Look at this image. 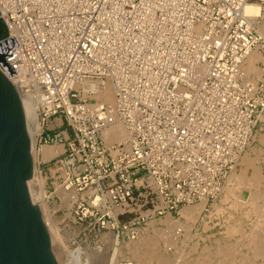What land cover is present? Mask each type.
Here are the masks:
<instances>
[{
  "label": "built area",
  "instance_id": "2783aa9c",
  "mask_svg": "<svg viewBox=\"0 0 264 264\" xmlns=\"http://www.w3.org/2000/svg\"><path fill=\"white\" fill-rule=\"evenodd\" d=\"M0 14L17 43L0 70L37 145L63 144L46 163L80 219L135 237L220 196L264 116V62L244 68L264 53V0H0ZM115 123L125 137L107 143Z\"/></svg>",
  "mask_w": 264,
  "mask_h": 264
},
{
  "label": "rangeland",
  "instance_id": "374dc122",
  "mask_svg": "<svg viewBox=\"0 0 264 264\" xmlns=\"http://www.w3.org/2000/svg\"><path fill=\"white\" fill-rule=\"evenodd\" d=\"M262 62L263 61H260L258 63ZM261 120L262 121L258 123V126L256 128L252 143L246 149V154L244 153L242 155V157L246 155L245 157L254 158V150L258 149L261 151L259 159L254 164V170L251 171L249 167L243 165L241 159L233 169L238 172H243L244 174H246V176H250L251 171V183L253 187L251 186V183H245L243 185L232 183L226 184V179L222 187H225V185H232L231 187H235L236 189L237 187H239L237 189L238 191L236 190V196L229 197L230 199L225 198V191L224 189H222L223 193L221 192L220 196L215 201L209 202L206 206L204 204V208L208 209V211L204 208L202 209L200 216L193 223V227L190 231H187L185 229V227L187 228V226L182 227L179 231V234L176 236L177 240L172 243L173 245H169V243L165 240H162L164 243L162 241L160 242V249L157 254L161 253L160 255L163 257L155 254L153 255V253H151L152 251L149 245H141L135 250H131L129 248V244L135 242L134 240L138 241L139 239H141V236L143 237L146 234L153 233V226L151 223L152 221L148 222L147 225L141 228L139 234L135 237H131L126 233L119 234L117 236V247L118 249H121L119 250L116 258V264H158L161 260H163V262H160L161 264H164L166 261L167 264H264V253L262 252V254H260L261 251H264V248L261 247V249H258V251H260L256 254L259 255H255L254 253L256 249L255 245L257 244L256 242L254 243V234H259L258 239L264 240V220L262 217L260 218V212H258V206L262 204L263 199L261 200V198L264 196V141L261 139L262 136H264V117H262ZM65 129H67V125L64 122L61 128H56L50 131V134H58L60 131H64ZM46 132L47 131L44 128L43 136L46 134ZM41 145H43V140L39 142V145H37V142H35V145H33V148L35 150L38 149L36 155V165L39 172L38 182L40 184V189L38 191L40 194V199L43 198V202L46 201L49 219L51 220V222H53V225L55 223V226L57 227L58 232L61 235V245H59L58 243L54 250L56 259L60 264H113L110 258V254L112 251L111 249L115 236L105 232L104 234L99 233L98 227L100 225V221H98L97 218L80 219V215L76 214L75 212L76 208L73 203L70 208L66 206V203L63 199H61L62 197L57 192L58 187L60 186L52 183L53 168L50 167L49 164L46 163L47 160H44L42 158V155H40L41 152L39 151V149L41 148ZM53 145L61 144L56 143ZM42 178L45 179V182L41 185ZM256 178L259 179V184L256 183ZM30 184L34 190L36 187H38L37 183L32 184L31 182ZM247 184H249L250 186ZM255 190H258L259 193ZM253 192H256V194H254ZM255 195H260L261 197L259 196L257 200H252ZM234 197H236V199ZM221 200L225 201L223 202ZM249 200L251 201V203ZM250 204H253L252 207ZM214 206L222 208L220 209V211L217 210L218 212H215L216 210H214ZM257 216H259L260 220ZM164 218L162 217V219ZM172 218L180 219L183 223L185 221V219L181 216L180 211L173 214ZM160 219L155 220V227L158 230L164 232L168 231L166 233L170 235L172 233L171 230H169L170 228L167 229L166 224L163 223L162 219ZM257 219L258 222L256 221ZM254 223L256 224V226ZM235 224L237 225L234 226ZM232 226H234L235 229H231L230 227ZM185 231H187L189 234H186ZM252 234L253 236L251 238ZM165 243L168 245H166ZM261 244H264L263 241H261ZM216 248L219 250H217ZM134 251L136 252V254H134ZM227 252L229 253V255L227 254ZM155 257H157L158 259ZM169 258L170 260H168ZM245 259H247L246 262ZM249 260L251 261L250 263Z\"/></svg>",
  "mask_w": 264,
  "mask_h": 264
},
{
  "label": "water",
  "instance_id": "95a60500",
  "mask_svg": "<svg viewBox=\"0 0 264 264\" xmlns=\"http://www.w3.org/2000/svg\"><path fill=\"white\" fill-rule=\"evenodd\" d=\"M7 36L0 14V62L17 45ZM35 168L22 100L0 70V264H60L48 226L30 195L28 182Z\"/></svg>",
  "mask_w": 264,
  "mask_h": 264
},
{
  "label": "bare ground",
  "instance_id": "6f19581e",
  "mask_svg": "<svg viewBox=\"0 0 264 264\" xmlns=\"http://www.w3.org/2000/svg\"><path fill=\"white\" fill-rule=\"evenodd\" d=\"M259 11V9L255 6H247L246 7V12L248 13H257ZM257 61H263L264 62V54L259 52L258 50H254L252 52H250L245 64H244V68L246 69L247 73L248 74H251V75H259L260 73V70L259 68L255 65V62ZM105 100L107 101H112V94L111 93H105L103 96H102ZM23 102V105H24V111H25V114H26V121H27V128H28V132H29V135H30V139H31V144H32V156H33V159H34V162L36 164V155H37V152H38V149H34L33 148V145H35V142H37L38 140V136L41 132V126L42 125H39L41 124L38 120V117H37V114L31 109V106H29V104L27 102H25L24 100H22ZM264 117V116H263ZM29 122V123H28ZM125 137V129L124 127L120 124V123H115L113 124L111 127L107 128L104 130V139L107 143H110V142H114V141H121L122 139H124ZM263 141H264V136H262L261 138ZM35 140V141H34ZM60 144V143H59ZM62 145V146H61ZM61 145H53V144H44L42 146H40L41 148L39 149V151L41 152L40 155H42V158L44 160H48L50 159L51 157L61 153L63 151V144ZM255 148V147H254ZM255 152V157L254 158H249V157H242L241 160H242V164L245 165L246 167H249L250 170H254L253 167H254V164L255 162L259 159L260 155H261V151L256 149L254 150ZM246 154V153H245ZM241 162V161H240ZM258 163V162H257ZM256 168V167H255ZM259 170V169H258ZM251 171H250V176H246V174H244L243 172H238V171H235L233 170L229 176L227 177V181H226V184H245V183H251ZM261 178V177H260ZM38 179H39V172L37 170V165H36V168H35V175H34V178L31 179L29 182H28V187H29V190H30V195H31V198H32V201L36 204V206L39 208L40 210V213L42 214V217L43 219L45 220L47 226H48V229L50 231V234H51V237H52V241H53V252L56 248V245H61L60 243V239H61V235L59 234L58 232V229L57 227L55 226V223L54 225L52 224L53 222H51V220L49 219V213H48V209H47V206H46V201L43 202V198L40 199V194H39V189H40V184L38 182ZM45 179L42 178L41 179V185L45 182L44 181ZM259 179L256 178V183L259 184L258 182ZM32 184L34 182L37 183L38 187L35 188V190L31 187V183ZM224 185V184H223ZM249 185V184H247ZM232 186V185H231ZM230 185H225V187H223L222 189H224L225 191V198H228L230 199L229 197H233V196H236V190L239 188L237 187V189L235 187H231ZM236 186V185H235ZM238 186H241V185H238ZM250 186V185H249ZM251 186H252V183H251ZM258 186V185H257ZM253 187V186H252ZM238 191V190H237ZM256 192L259 193L258 190H255ZM58 194H60V197L61 199L64 200V202L66 203V206L68 208H70V206L72 205V199H74V197L76 196V193L74 191H70L69 193H67V191H65L64 189H61V187H58V190H57ZM256 192L254 194H256ZM223 193V192H222ZM238 194V193H237ZM261 194V193H260ZM262 195V194H261ZM260 196V195H259ZM258 195H255L253 197L252 200H257V198H259ZM252 197V196H251ZM261 197V196H260ZM236 199V197H234ZM223 199V198H222ZM263 199V200H262ZM40 200V201H39ZM262 200V204L259 207L258 209V212H260V218L262 217L263 220H264V196L261 198ZM223 201V200H221ZM225 201V200H224ZM223 201V202H224ZM233 201V200H232ZM250 201V200H249ZM239 202V201H237ZM257 202V201H256ZM248 203V202H247ZM251 203V201H250ZM39 206H38V205ZM204 204L205 202L202 201L200 203H197V204H194V205H187V206H184L183 208H181L180 210V214L181 216L185 219L184 223L181 222L180 219H174L172 218L171 215H166L163 220V223L166 224L167 226V229L171 230V234L168 235L166 232L164 231H161V230H158L156 227H155V224L154 222L155 221H152V226H153V233L152 234H146L145 236H141V239H139L138 241L134 240L135 242H132L131 244H129V248L131 250H135L137 249L139 246L141 245H149L150 246V249H151V253H153V255H158V256H161L160 254H157L159 252V249H160V242L162 240H165L169 243V245H173L172 243H174L175 240H177V235L179 234V231L182 227L184 226H187V228L185 227V229L187 231H190L191 228L193 227V223L198 219V217L200 216V213L202 211V209L204 208ZM230 204V203H229ZM228 204V205H229ZM242 204V203H241ZM240 204V206H241ZM246 204V203H245ZM254 204V203H253ZM252 204V205H253ZM258 204V203H257ZM251 205V204H250ZM251 205V207H252ZM239 206V205H238ZM255 207V206H253ZM257 207V206H256ZM214 210H216L215 212H218L217 210L220 211V207H217V206H214ZM248 209V208H247ZM255 209V208H254ZM256 211V210H255ZM257 214V212H256ZM230 215V214H229ZM228 215V217H229ZM258 217V219L260 220V218ZM231 217V216H230ZM160 219V220H161ZM209 219V218H208ZM232 219V218H231ZM258 219L256 220L258 222ZM262 220V221H263ZM255 221V220H254ZM260 222V221H259ZM150 223V224H151ZM264 223V222H263ZM255 224V223H254ZM259 224V223H258ZM237 224H235L234 226H236ZM231 226V225H230ZM234 226L230 227L231 229H235ZM256 226V224H255ZM262 226V225H261ZM238 227V226H237ZM236 227V228H237ZM228 228V227H227ZM239 228V227H238ZM241 228V227H240ZM264 228V227H263ZM230 229V230H231ZM238 230V229H237ZM240 230V229H239ZM263 230V229H262ZM152 231V230H151ZM187 231L186 234L188 233ZM234 231V230H233ZM253 231V230H252ZM232 232V231H231ZM235 232V231H234ZM106 233H110L111 235H113L110 232H106ZM252 233V232H251ZM104 234V233H103ZM189 234V233H188ZM232 234V233H231ZM254 234V233H253ZM253 234L251 235V238L253 236ZM243 235V234H242ZM246 235V234H244ZM259 235V234H258ZM257 234H254V243L256 242L257 244L255 245L256 246V249L254 251L255 255H259V254H256L258 253V249H261L264 248V244L262 245L261 244V241H263L264 243V240H260L258 239L259 236ZM263 235V234H262ZM115 236V239L113 241V245H112V251H111V254H110V258H111V261L113 264H116V258H117V255H118V252L119 250L121 249H118L117 245H118V238H117V235H113ZM175 236V237H174ZM241 236V235H240ZM239 236V237H240ZM250 236V235H249ZM140 238V237H138ZM236 239V238H235ZM133 241V240H132ZM163 242V241H162ZM240 242V241H239ZM164 243V242H163ZM235 243V242H234ZM166 244V243H165ZM237 244V243H236ZM168 245V244H166ZM233 245V244H232ZM245 245V244H244ZM164 247V246H163ZM240 247V246H239ZM255 248V247H254ZM163 249V248H161ZM167 249V248H166ZM165 249V250H166ZM217 249V248H216ZM219 249H220V244H219ZM217 249V250H219ZM129 250V251H131ZM137 251V250H136ZM163 251V250H162ZM135 252V251H134ZM146 252V251H145ZM215 252V250H214ZM228 252H229V249H228ZM227 252V254L229 255V253ZM233 252V251H232ZM231 252V253H232ZM238 252V251H237ZM262 252L264 253V251H261L260 254H262ZM223 253V251H222ZM136 254V252L134 253ZM236 254V253H235ZM55 255V254H54ZM253 255V254H252ZM216 256V255H215ZM234 256V255H233ZM163 257V256H161ZM160 257V258H161ZM208 257V256H206ZM227 257V256H226ZM225 257V259H226ZM250 257V256H249ZM256 257V256H255ZM135 258V257H134ZM154 258V257H152ZM157 258V257H155ZM165 258V257H164ZM215 258V257H214ZM231 258V257H230ZM158 259V258H157ZM166 259V258H165ZM219 259V258H218ZM224 259V258H223ZM222 259V260H223ZM224 259V260H225ZM131 260V259H130ZM149 260V259H148ZM160 260V259H159ZM170 260V258L168 259ZM220 260V259H219ZM234 260V259H233ZM232 260V261H233ZM136 261V259H135ZM204 261V259H203ZM218 261V260H217ZM231 261V262H232ZM247 261V259H245V262ZM140 262V261H139ZM158 262V261H157ZM160 262H163V260H161ZM159 262V263H160ZM165 262V261H164ZM167 262V261H166ZM165 262V263H166ZM184 262V261H183ZM198 262V261H197ZM208 262V261H207ZM224 262V261H223ZM244 262V261H243ZM242 262V263H243ZM244 262V263H245ZM251 261L249 260V263ZM254 262V261H253ZM158 263V264H159ZM164 263V264H165ZM186 263V262H185ZM195 263V262H194ZM237 263V262H236ZM133 264V263H132ZM139 264V263H138ZM143 264V263H142ZM161 264V263H160ZM167 264V263H166ZM196 264V263H195ZM207 264V263H206ZM210 264V263H209ZM239 264V263H238ZM248 264V263H247Z\"/></svg>",
  "mask_w": 264,
  "mask_h": 264
}]
</instances>
